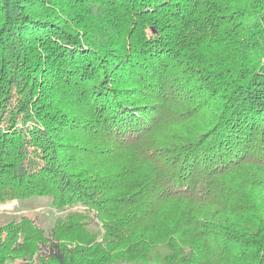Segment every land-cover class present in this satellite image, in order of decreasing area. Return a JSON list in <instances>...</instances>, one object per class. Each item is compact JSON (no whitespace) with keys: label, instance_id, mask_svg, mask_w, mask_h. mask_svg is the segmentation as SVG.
Here are the masks:
<instances>
[{"label":"trees","instance_id":"trees-1","mask_svg":"<svg viewBox=\"0 0 264 264\" xmlns=\"http://www.w3.org/2000/svg\"><path fill=\"white\" fill-rule=\"evenodd\" d=\"M33 197L67 212L0 264H264V0H0V205Z\"/></svg>","mask_w":264,"mask_h":264},{"label":"rangeland","instance_id":"rangeland-1","mask_svg":"<svg viewBox=\"0 0 264 264\" xmlns=\"http://www.w3.org/2000/svg\"><path fill=\"white\" fill-rule=\"evenodd\" d=\"M13 200L5 205H0V227L13 219L20 220L23 215L35 218L36 223L49 234L56 219L67 211H56L49 197H33L26 200ZM84 209L82 205L75 206L74 210ZM101 227L90 226L93 231H99Z\"/></svg>","mask_w":264,"mask_h":264},{"label":"water","instance_id":"water-1","mask_svg":"<svg viewBox=\"0 0 264 264\" xmlns=\"http://www.w3.org/2000/svg\"><path fill=\"white\" fill-rule=\"evenodd\" d=\"M14 202H17V201H14ZM3 205H5V204H3Z\"/></svg>","mask_w":264,"mask_h":264}]
</instances>
